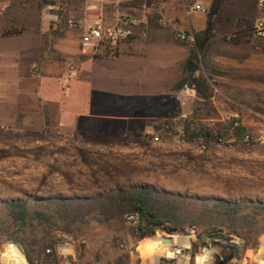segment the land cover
Returning <instances> with one entry per match:
<instances>
[{"label": "rangeland", "instance_id": "obj_1", "mask_svg": "<svg viewBox=\"0 0 264 264\" xmlns=\"http://www.w3.org/2000/svg\"><path fill=\"white\" fill-rule=\"evenodd\" d=\"M44 1L40 11L37 0H0V59L16 62L19 71H28L0 72V264L2 256L16 246L30 264L24 247L7 239L13 231L6 205L14 200L29 202L31 213L54 217L51 228L34 223L21 235L37 264H46L45 246L60 239L57 250H71V256L68 251L58 255L61 264H116L125 254L129 259L124 264H159L164 253L146 252L144 246H163L159 233L165 235L164 231L154 241L152 237L141 241L128 217L108 224L92 221L97 211L94 200L137 188L169 195L179 207L174 209L176 215L199 221L198 227L171 235L188 252L194 243L200 246L195 264H204L208 254L210 264L226 262L223 243L204 248L192 235L215 228L242 249L240 260L226 264H260L264 213L244 212L234 233L201 203L264 204V145L232 143L233 139L221 147L203 139L182 145L167 138L165 131L171 122L174 136L183 134L188 124L231 132L232 120L240 119L253 132L258 116H264L261 49L262 59L253 72L226 67L211 77L206 71L209 62L190 60V44L183 45L177 38L179 33L192 34L190 28L193 33L202 31L205 20L193 19L199 13L191 8L200 3L209 9L211 0L181 1V13L160 9L157 0H146L151 9L145 11L144 0H130L121 2L116 10L110 9L111 3L107 6L108 23L120 16L139 22L136 37L113 56L130 67L136 63L144 67L130 72H92L100 54L79 50L82 35L97 20L90 11L91 1L67 0L64 10L61 0ZM52 1H56L55 11L48 12L47 4ZM222 13L221 36L250 43L257 20L256 0H225ZM152 17L160 18L157 27L149 25ZM62 18L63 36L52 35L50 25L55 24L53 30H57ZM71 20L80 22V27L70 29ZM241 21L242 27H238ZM141 33H146V40L140 39ZM221 44L222 40L215 41L213 52L224 60L229 54ZM32 58L58 61L67 72H31ZM190 64L196 66L194 74L188 72ZM186 75L207 79L213 90L211 101L180 94L177 85ZM47 76L49 79H43L46 86L38 92V81ZM8 82L10 86L5 87ZM183 114L188 115L187 120L181 119ZM155 137L161 138L160 143L154 142ZM54 201L74 203L67 207L48 203ZM187 257L191 264L190 255Z\"/></svg>", "mask_w": 264, "mask_h": 264}, {"label": "trees", "instance_id": "obj_2", "mask_svg": "<svg viewBox=\"0 0 264 264\" xmlns=\"http://www.w3.org/2000/svg\"><path fill=\"white\" fill-rule=\"evenodd\" d=\"M38 1V9L41 11L44 5V0ZM66 1L61 0L59 5L62 10L66 8ZM225 0H211L209 10L206 18L205 29L194 33L195 42L190 44L189 49L191 52L190 60H205L209 55V51L213 43L217 40H223L229 42L230 44H238V40L231 38L228 40L227 36L222 37L219 25L223 24V4ZM63 12H61V16ZM258 18V15H257ZM160 20L159 17H152L149 20V25L152 27H157L156 21ZM58 24V29L53 30L55 24L50 25V33L57 37H62L60 30H62V22ZM238 27H242V21L239 23ZM222 38V39H220ZM187 45V43H182ZM258 44H253L252 49H255ZM206 68V67H205ZM207 72H210L206 68ZM211 72V77L215 76ZM188 86L194 89L197 96L204 101H211L213 96V90L209 85L207 79L202 76L186 75L177 85V90H181L183 87ZM236 119L232 120L233 122ZM48 118L46 117V123L48 124ZM168 130L172 131L175 135L173 124L171 122L167 123ZM246 133L244 127L236 128L234 131H227L221 128H211V127H197L192 128L188 124L184 130L183 134L187 141H195L203 139L207 142H216L220 140L227 141L235 139L236 142H240ZM177 135V134H176ZM39 202V201H37ZM43 203V202H42ZM53 203L57 206L67 207L73 204V201H63V202H48ZM97 207L96 216L92 221L98 224H108L113 221L127 218L130 216H136L137 222L134 224V233L136 237L143 241L147 238H151L154 241L156 234L160 231L166 232L168 235H175L179 230H186L187 228H194L200 225L197 219L181 218L174 213V209H179L176 206L175 200L169 195L161 192H157L152 188H137L134 190L126 189L119 190L115 193L106 195L101 198V200H94L92 202ZM45 204V203H44ZM207 212L219 215L223 221L219 222L220 225L227 226L232 229L234 233H237L236 225L239 220V216L247 211H252L253 214L264 213V204L262 203H235L219 201L215 203L202 202L201 203ZM9 211V217L12 221V231L8 235V241L19 242L25 249L28 260L30 264H37L35 260L30 255L26 241L22 238V233L24 234L27 229L32 227L34 223L37 226L51 228L54 225V217L50 214H46L39 211H33L31 213L29 209V202L25 200H14L7 203L6 205ZM220 218V219H221ZM218 224V223H217ZM184 235L190 236L188 232ZM194 236L202 241V247L206 248L217 244V242L223 243L222 252L223 257L228 263L233 260H240L242 257V249L232 243L230 236H227L219 228H215L211 231H205L203 234L197 235L193 231ZM155 236V237H154ZM62 239L57 241H51L45 247L46 251L50 253L47 254L46 264H61L58 260L57 248L62 243ZM200 246L198 244H193V250L187 252L190 255L191 264H195L194 257ZM129 255L125 254L124 258H121L116 264H124V260H128Z\"/></svg>", "mask_w": 264, "mask_h": 264}, {"label": "built area", "instance_id": "obj_3", "mask_svg": "<svg viewBox=\"0 0 264 264\" xmlns=\"http://www.w3.org/2000/svg\"><path fill=\"white\" fill-rule=\"evenodd\" d=\"M81 1H96L100 3H109L113 0H81ZM56 1L49 2L47 4V11L54 12ZM143 9L145 11H150L151 6L148 5L147 1L144 0ZM191 10L193 12H197L202 15H207L208 9L205 5L197 3L192 6ZM256 11L258 18L253 26V29L250 32L249 39L253 44H260L258 45V49L264 53V0H256ZM160 23L162 24L163 21L161 20ZM69 28L70 29H78L80 27V22L71 20L69 21ZM139 22L136 20L128 17V16H120L115 20L114 23H108L106 19L99 18L97 19L82 35L80 42H79V49L82 54H87L91 52H98L99 50H107L109 52H115L123 43L134 39L136 37V28L138 27ZM140 39L146 40L147 35L146 33H141L139 35ZM178 40L181 43L192 44L195 42L194 36L192 34L187 33H179L177 36ZM73 70V68H71ZM180 94L187 97V98H195L197 93L194 89L185 86L180 90ZM259 122L255 124V129L253 132H249L242 124L240 119H236L233 122L234 131L236 128L244 127L246 129V133L244 137L241 139V142L244 144H253L258 143L260 145H264V116H258ZM182 120H187L188 115L183 114L181 115ZM165 136L167 138L176 139L177 143L179 144H186L187 140L184 136H174L172 131L168 130L165 131ZM161 138L155 137L154 142L160 143ZM236 140L233 139L232 143H235ZM227 141L220 140L217 144L221 147L226 145ZM127 221L131 224H135L137 222L136 216H130L127 218ZM66 238V236H63ZM173 250V251H172ZM171 251L173 252L172 258H166L162 256L159 260V264H162L161 261L165 260L166 264H189L187 252L183 246H177ZM176 252V254L174 253ZM50 253L49 251L47 252Z\"/></svg>", "mask_w": 264, "mask_h": 264}, {"label": "crops", "instance_id": "obj_4", "mask_svg": "<svg viewBox=\"0 0 264 264\" xmlns=\"http://www.w3.org/2000/svg\"><path fill=\"white\" fill-rule=\"evenodd\" d=\"M128 1H130V0H113V1L109 2V3L113 4L112 6H110V9L116 10V8H120L121 2H128ZM181 1L184 2V0H157V4H158L160 9L165 10L166 12L167 11L168 12L169 11L170 12H176L177 11L178 13H181L182 12V11H180ZM92 2L93 1H91V9H90V11L92 12V16L96 17L97 19H99V18L107 19V16L109 15L108 11H107V6H109L108 5L109 3H98L97 2L96 6H94V5H92ZM185 9H186V6H185ZM193 19H196L199 22L200 21L204 22V20H205V25L201 26L202 30L205 29L206 19L203 17L202 14L194 16ZM190 31L194 36L192 28H190ZM131 40H133V39H131ZM131 40L123 43L119 48L128 44V42H130ZM252 45H253L252 42L247 43V44H241L238 42V44L233 45V44H230L229 42L222 40L221 46L224 47L223 51L225 53L228 52V54H229L227 58L222 57V58H224V60H223V59H220L219 52L218 53L213 52V48H214V43H213V45L210 48L209 55L205 59L210 63V64L208 63V65H209L208 69L210 70V72H221L220 69L229 67V68H233L237 72H253V70H256V68H257V65H256V62H258L257 60L262 59V56H259V53H258L259 47L257 46L255 49H252L251 48ZM97 53H99L102 57L99 55L98 59H96L98 64L95 65L96 68L92 72H130V70H134V69H136L137 71H140V69L142 67H144L143 64L141 65V64H137V63H136L137 66L132 65V67H130V64H122L120 62V60L116 59V57L113 56L114 52L109 53V51L104 50V49L100 50ZM233 55L234 56L238 55L237 56L238 58L234 57ZM20 57H23V55ZM79 60L80 59L78 58L77 61H79ZM29 61L32 64H34L33 65L34 69L31 72H67L59 66L58 61H54L51 63L47 60L39 61L37 59L34 60L33 58ZM13 62H15V61H13ZM79 62H81V61H79ZM50 64H52V65H50ZM16 66H17L16 62L15 63H10V62L8 63V60H5L3 58L0 59V72H28L27 70H24V71L20 70L19 71L16 68ZM43 79H45V80L49 79V76L40 78V80L37 83V91L38 92H41L42 88H44L46 86V82ZM9 86H10V83L8 82L7 85H5V87H9ZM5 89L9 90L7 88H5ZM70 251L71 250H68L69 256H71ZM57 253H58V255L64 256L63 250L58 249Z\"/></svg>", "mask_w": 264, "mask_h": 264}, {"label": "bare ground", "instance_id": "obj_5", "mask_svg": "<svg viewBox=\"0 0 264 264\" xmlns=\"http://www.w3.org/2000/svg\"><path fill=\"white\" fill-rule=\"evenodd\" d=\"M159 237L161 241L163 240V238H168L166 235H162V232L159 233ZM177 246H181V245L177 244V242L175 241V237H171L170 243H167V244L163 243V246H161V244L159 243L157 245L155 244L147 245V246H144V250L146 252H149V251L153 252L154 254L161 251L162 253H164V257L172 258L173 257L172 249H174ZM63 251L65 252L68 250L63 249ZM174 253L176 254L175 251ZM263 254H264V242L261 244L260 249H259V263L260 264H264V260L262 259ZM208 256L206 255L204 259V264H210L208 262ZM256 260L258 259L256 258ZM2 262L3 264H27L23 255L20 253V250L17 248V246L14 248V250L7 251L2 256Z\"/></svg>", "mask_w": 264, "mask_h": 264}, {"label": "water", "instance_id": "obj_6", "mask_svg": "<svg viewBox=\"0 0 264 264\" xmlns=\"http://www.w3.org/2000/svg\"><path fill=\"white\" fill-rule=\"evenodd\" d=\"M188 72L191 73V74H194V73L196 72V66L193 65V64H190V65L188 66ZM163 233H164L168 238H163L162 242H163L164 244L170 243V241H171V237H172V236L166 234V232H163ZM262 259L264 260V254H263V256H262ZM161 263H162V264H166V261H165V260H162ZM222 264H226V262H224V263H222Z\"/></svg>", "mask_w": 264, "mask_h": 264}]
</instances>
